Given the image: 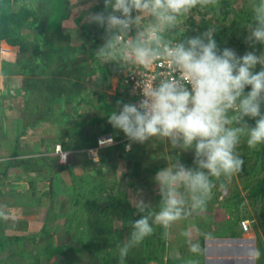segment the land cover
Here are the masks:
<instances>
[{
	"label": "clouds",
	"instance_id": "1",
	"mask_svg": "<svg viewBox=\"0 0 264 264\" xmlns=\"http://www.w3.org/2000/svg\"><path fill=\"white\" fill-rule=\"evenodd\" d=\"M101 3L102 9L89 12L86 19L105 34L107 42L99 50L104 63L130 73L139 69L137 76L163 63L180 74L142 80L140 95L135 94L140 101L118 102L107 122L127 137L126 151L133 144L164 140L180 154L193 153L191 166L178 158L155 174L159 208L131 222L128 239L118 245L120 264H125L130 250L153 234L154 225L167 228L204 210L214 181L242 169L244 161L237 152L242 138L249 149L264 145V54H257L258 46L264 45V0H256L251 21L243 26L244 42L253 50L242 56L232 48H221L212 28L185 39L168 38L181 31L182 21L194 10L214 7L216 0ZM57 147L65 150L61 145L53 149L65 166L70 156L65 152L67 163L61 164ZM87 159L93 165L101 162L93 163L88 155ZM138 204L147 207L143 201ZM189 250L194 256L201 252L198 243H190ZM259 256L257 250L255 257Z\"/></svg>",
	"mask_w": 264,
	"mask_h": 264
},
{
	"label": "trees",
	"instance_id": "2",
	"mask_svg": "<svg viewBox=\"0 0 264 264\" xmlns=\"http://www.w3.org/2000/svg\"><path fill=\"white\" fill-rule=\"evenodd\" d=\"M95 2L97 3L95 10H101V0H95ZM69 6L70 0H0V52L3 43L21 50L15 65L19 68V72L15 75L24 81L22 89L14 95L10 92L9 97L22 96L23 104H25V109L19 113V118H15V112L6 115L7 124L11 127L10 136H6L8 133L5 127L1 130L5 134L3 139H7L4 145L10 147L13 154L10 159L1 160L0 158V168L5 167L0 172V196H7V208L21 209V213L26 215L27 209L36 203L38 185L41 181L47 191L46 198L50 200L58 194L59 198H62L65 195L64 191L67 190V201L72 202L76 209L85 208L87 213H90L93 208L97 210L99 205H105L107 195L103 193L101 199L98 197L95 192L96 185H90L93 177L88 173L82 174L80 183H77L74 188L66 185L64 189H61L62 186L59 185L58 188L54 184L56 177L70 168L55 163L50 157L55 145L60 144L72 160L82 158V155L87 157L88 152L97 146L100 138L112 134L116 144L101 151L100 163L112 166L119 161L124 162L127 170L133 172L130 177H136L145 166L143 159L154 157L156 149L154 143H159L158 140H153L145 144H133L131 151L125 150V146L130 142L126 136L122 135V132L113 129L107 122V115L118 106V102L138 103L140 101L135 95V81L137 72L141 70H132L130 73L113 63H104L99 52L107 42L103 30L88 22L86 19L88 13L83 14L78 20H73L75 27L71 28L73 24H70L68 29L66 25L72 15ZM230 7V2L224 3L223 16L226 20L231 13ZM215 9L216 6L199 10L211 21V16L214 18L217 16ZM241 16L234 21L238 23V20L242 19V22H249L252 13H244ZM219 19L217 18V21ZM179 28L181 31L170 34L168 38L185 39L188 36L198 35L199 30L207 31L210 27H200L193 21V17H187ZM228 28L230 27L221 29L218 26V29H215L217 43L221 48L228 45L223 39L228 38L229 41L234 37L237 40L239 37L238 33L229 32ZM53 30L58 32V38L50 36L49 33ZM258 49L263 50L264 45H259ZM248 51L246 44L242 42L240 54L244 55ZM3 72L7 76L10 70L6 69ZM115 78L118 80L116 90L113 84ZM112 91L115 92L111 93ZM1 113L3 116V109ZM49 124H57L63 128V131L67 133L66 139L64 137L59 139L44 153L22 150L24 140L32 131ZM97 128L102 129L98 134L95 133ZM261 146L262 149L256 154V164L261 161L262 172H264V145ZM243 161L239 174L246 172L247 162ZM39 163L42 164L46 174L47 171L49 172L51 176H48L49 180L34 176V174H41L38 169H35ZM96 170L102 172L100 168ZM69 173L75 176L73 172ZM42 176L45 177L44 174ZM102 189L105 191V185ZM249 193L252 199L264 200V176L253 184ZM114 195L115 192L106 210H100L106 220L102 217L103 222L98 221L99 227L104 228L108 233L117 228L120 230L117 239L124 242L125 235L121 231L122 228L120 225L117 227L110 217L113 214L110 209L114 208L112 201L117 200L114 202L117 203L116 209L123 204L119 198H114ZM21 196L26 197L25 202L18 204L16 200H13L15 198L21 201ZM30 201L32 203L28 204ZM29 225V221L6 220L0 213V264H26L29 261V256L34 254V251L32 249L28 254L27 249L34 248L36 245V240L23 235L29 230ZM6 234H12V236ZM80 254L85 257L93 256V247L86 242L76 241L73 237L68 245L58 246L57 243H49L43 253H36L33 256L32 259L36 260L32 263L76 264V256ZM101 258L95 259L97 264H108L110 261L109 254L102 260ZM129 264H136V262L130 261Z\"/></svg>",
	"mask_w": 264,
	"mask_h": 264
},
{
	"label": "rangeland",
	"instance_id": "3",
	"mask_svg": "<svg viewBox=\"0 0 264 264\" xmlns=\"http://www.w3.org/2000/svg\"><path fill=\"white\" fill-rule=\"evenodd\" d=\"M229 2L231 4V13L229 19L226 20L223 16V9L224 3L229 4ZM255 3L256 0H216V18L211 16V21H209V18L203 16L199 9L196 12H192L188 17H193V21L200 27L208 26L214 30L218 29V26L221 29L225 27L237 28L235 30L228 28L229 32L239 34L237 40H235V37L232 40L229 39V41L228 38L223 40L227 42L228 48L234 49L238 55L242 56L239 49L242 42H244V35H246L243 26L250 21L242 22L241 19L237 23L234 19L240 18L244 13H252ZM96 7L97 3L95 0H70L69 10H71L72 15L69 23L66 25L67 28H70V24L74 25L73 20H78L83 14L95 12ZM55 17L58 18V16ZM217 18H220L219 21H217ZM192 23L194 24V22ZM73 25L71 28L75 27ZM203 32L205 31L199 30L197 34L200 35ZM49 34L54 38H58L56 30L51 31ZM246 46L249 51L253 50L248 44ZM16 50L18 51V48ZM257 54H264V49H257ZM14 55V52H8L3 57L1 56L0 82L6 77L3 72L6 69L10 70L7 74L17 75L19 72V68L15 66L17 65L16 60L10 61L11 59H9L13 58ZM16 75L14 78H16ZM113 84L114 90H116L118 88V80L116 78L113 79ZM114 92L112 91L111 93ZM4 96L6 103L2 106L3 110L9 111L10 108L11 110L13 108L12 112H23L25 104H23L24 98L22 96L16 98L9 97V91H6ZM250 123L254 122L250 121ZM3 127L6 128V132L8 133L6 136H10L11 127L7 124V118L2 116L0 119V131ZM101 130L97 128L95 133L98 134ZM36 131L41 134L38 135V146L42 145L39 146L42 150L46 148L50 149L52 144H55V142L63 137L66 139L67 136L66 131H63V128L57 124L45 125ZM4 135L1 131V146H5V142L7 143V139H3ZM122 135L125 136L123 133ZM158 141L159 143H154L156 148L154 157L147 158L149 160L143 159L145 166L136 177H130L133 172L128 171L126 164L121 161L112 166L101 163L92 165L85 155H82V158L72 159L73 161L69 160L64 167L70 168L62 175L57 176L54 184L58 188L59 185L62 186L61 189H64L66 185L74 188V186H77V183H80L83 173L91 175L93 178L90 185H96L95 192H97L98 197L101 199L104 194L107 196L105 198V205H99L97 210L93 208V211L90 213H87L85 208H74L72 202L67 201V190L64 191L65 195L62 198H59V194L57 197H52L51 200L50 198H46L45 192L47 191L44 188L45 186L41 184L43 181L39 182L38 185L39 190L35 200L36 203H34L35 206L33 205V207L27 209V215L12 213L11 210L13 208H7V205L5 207L0 206L2 210H0L1 215L7 214V216H4L6 220L15 219L22 221L25 217L29 219V230L23 235L36 240V245L34 248L27 249L28 254L32 249L34 254L29 256V261L26 264H33L32 261L36 260L35 258L32 259L33 256L36 253H43L44 248L49 243H57L58 246L68 245L71 243L73 237L76 241H83L91 245L94 251V255L90 257H85L81 254L76 256V264H97L98 262L95 259L104 258L108 254L110 258L108 264H120L118 245L122 242L117 239L120 230L114 228L108 233L105 232L104 228L99 227L98 221L104 217L100 210H106L107 204L108 202L111 203L110 199L115 192L114 198H119L123 204L116 209L117 203L114 202H117V200L112 201L114 208L110 209L113 212L110 217L117 224V227L120 225V228H122L121 231L125 235V242L131 232V222L150 212L154 214L158 211L160 195L159 188L154 183V177L161 166H169L174 159L178 158L187 166H191L193 163V153L191 151L180 154L178 150L170 146L166 141ZM261 147L249 149L246 138H242L241 143L237 147V152L247 162L246 172L244 174H239L238 172L230 177H221L219 180H215L211 198L202 212L193 213L167 228L158 224L154 225L155 230L153 234L146 238L142 244L130 250L125 264H129L130 261H135L136 264H251L252 262L264 264V200L252 199L249 195L253 184L264 176L261 161L256 164V154L262 149ZM10 154L11 151L8 150L3 158L7 159L10 157ZM85 167L86 169H84ZM96 168H100L102 172L97 171ZM4 169L5 167L0 168V172ZM35 169L41 172L40 175L33 173L35 177L45 180L47 178L49 180L48 176L50 174L48 171L47 174L45 173L42 164L39 163ZM69 172H73L75 176H71ZM103 185H105V191L108 192L103 191ZM1 197L0 203L3 201ZM20 198L22 202H25V196H21ZM21 201L16 199L18 204H21ZM140 201L147 204V207L141 209L138 204ZM31 203L32 201L28 202V204ZM22 205L24 206V204ZM36 211L37 214H35ZM101 222L103 221L101 220ZM243 223L248 224L247 232H244L242 229ZM112 226H114L113 223ZM6 235L12 236V234ZM190 243L199 244L201 248L199 255L194 256L190 252ZM253 248L255 251L252 254ZM257 250L260 252L258 259L255 257ZM7 261L9 260L7 259Z\"/></svg>",
	"mask_w": 264,
	"mask_h": 264
},
{
	"label": "crops",
	"instance_id": "4",
	"mask_svg": "<svg viewBox=\"0 0 264 264\" xmlns=\"http://www.w3.org/2000/svg\"><path fill=\"white\" fill-rule=\"evenodd\" d=\"M1 49L4 51V52H14V56H13V58H9V59H11L10 61H12V60H16L17 61V59L19 58L18 56H19V54H20V49L18 48V51L16 50V48H14V47H10L9 45H7V44H5V43H3L2 45H1ZM17 51V52H16ZM3 57V56H2ZM1 56H0V58H2ZM13 77V78H12ZM15 77V75L14 74H9V75H7L4 79H2V81L0 82V104L2 103V102H4V103H2L1 104V106H3V104L5 105V96H4V94H5V92L6 91H9V93L11 92L13 95L14 94H16V92H19L21 89H22V87H23V83H24V81H23V79L22 78H20L19 76H16V78H14ZM1 86H2V88H3V90H2V88H1ZM16 96V95H15ZM13 102V101H12ZM3 108V107H2ZM2 108H0V110L2 109ZM4 109V108H3ZM14 109L12 108V110H11V108L9 109V111H7L6 109L4 110V115H3V117H6V115H10V112H11V114L13 113L12 111H13ZM6 111V112H5ZM15 113H16V116H15V118H18L19 117V112H16V111H14ZM18 116V117H17ZM2 118V113H1V111H0V119ZM17 120V119H16ZM38 135H41L39 132H37L36 130L35 131H32L31 132V134L30 135H28L27 137H26V139L24 140L25 142H23V144H22V150H24V151H29V150H31V151H40V152H42V153H44L45 152V150H49L48 148H46L45 150H42V149H40L39 148V146H42V145H39L38 146V138H39V136ZM4 143V142H3ZM58 145H60V144H57V145H55L54 147H53V149L56 147V146H58ZM53 146V145H52ZM51 146V147H52ZM11 151V154H10V157H8L7 159H10V158H12V149H10V147H7V146H1L0 145V158H1V160H6L5 158H3V156H5V154H6V152L7 151ZM51 158H52V160L55 162V163H59L58 162V158L54 155V152L52 151V153H51V156H50ZM4 173V172H3ZM3 173H2V175H3ZM10 196V195H9ZM2 198V203H0V206H4L5 207V205H7V196L5 195L4 197H1ZM13 200H16L15 198L13 199ZM22 202V201H21ZM1 210V209H0ZM2 211V210H1ZM12 211V213H16V214H18V215H23L22 213H21V209H12L11 210ZM30 212V211H29ZM5 213V212H4ZM35 214H37V211L35 212ZM30 215H31V213H30ZM4 216H7V214H4ZM22 220H25V221H28L29 219H27L26 217L25 218H23Z\"/></svg>",
	"mask_w": 264,
	"mask_h": 264
},
{
	"label": "built area",
	"instance_id": "5",
	"mask_svg": "<svg viewBox=\"0 0 264 264\" xmlns=\"http://www.w3.org/2000/svg\"><path fill=\"white\" fill-rule=\"evenodd\" d=\"M4 53H7V52L3 51V54ZM169 75H175V76L179 77L180 74H179V72L172 73L171 70L167 67V65L163 64V63L153 66L147 72H140L136 78V81H135L136 93H138L140 95L139 87H140V82L142 80H152L154 78L158 80V79L165 78ZM109 140H112L113 142L108 143ZM115 144H116L115 138L112 135L100 138L98 140L97 146L88 152L89 159L93 163H96V164L99 163L101 160V151L105 150L107 148H111V147L115 146ZM56 154L59 156L61 164L67 163L68 155L62 151L61 147H57ZM242 229L244 231H248V224L243 223Z\"/></svg>",
	"mask_w": 264,
	"mask_h": 264
},
{
	"label": "water",
	"instance_id": "6",
	"mask_svg": "<svg viewBox=\"0 0 264 264\" xmlns=\"http://www.w3.org/2000/svg\"><path fill=\"white\" fill-rule=\"evenodd\" d=\"M254 251H255V249L253 248V249H252V254H253V252H254ZM251 264H255V263H254V262H252Z\"/></svg>",
	"mask_w": 264,
	"mask_h": 264
}]
</instances>
